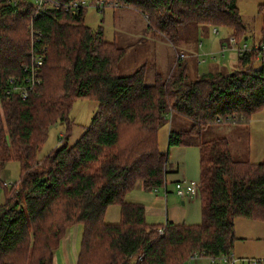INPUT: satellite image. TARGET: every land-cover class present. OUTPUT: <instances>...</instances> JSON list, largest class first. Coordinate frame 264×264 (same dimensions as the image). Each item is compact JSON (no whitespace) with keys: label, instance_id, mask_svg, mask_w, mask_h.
I'll use <instances>...</instances> for the list:
<instances>
[{"label":"trees","instance_id":"16d2710c","mask_svg":"<svg viewBox=\"0 0 264 264\" xmlns=\"http://www.w3.org/2000/svg\"><path fill=\"white\" fill-rule=\"evenodd\" d=\"M85 1L100 4V11L136 10L170 41L189 23L231 27L238 45L245 32L236 0ZM45 2L0 0V173L11 160L19 169L16 182L0 181V264H53L67 229L78 224L76 264H185L192 250L232 251L234 219L264 217V163L234 159L224 136H201L207 126L244 123L264 109V61L253 67L256 50L236 53L230 72L190 77L177 56L167 76L149 75L146 63L121 75L125 48L106 40L101 25L84 23L88 5L73 10L81 0ZM262 9L264 35V2ZM32 54L42 56V65L23 97L12 86L27 85ZM77 99L97 102L90 123L72 144L67 128L38 158L49 126L67 124ZM173 114L191 124L170 127L168 147L199 150L201 221L195 224L148 223L143 204L125 199L138 181L155 192L167 185L169 151L159 149L158 131ZM110 205L119 206L116 222L104 219Z\"/></svg>","mask_w":264,"mask_h":264},{"label":"rangeland","instance_id":"374dc122","mask_svg":"<svg viewBox=\"0 0 264 264\" xmlns=\"http://www.w3.org/2000/svg\"><path fill=\"white\" fill-rule=\"evenodd\" d=\"M264 0H236L237 12L241 24L245 27L243 38L250 49L260 44L263 39V9ZM84 23L92 29L98 25L103 27L104 38L125 48V54L119 65V74L127 75L146 63L150 70L167 76L174 68L180 53L188 64L189 76L194 77L196 69L202 73L209 70L230 72L236 68L237 52L230 48L227 37L233 35V29L225 26L197 25L189 23L178 28V38L170 41L160 33L147 26L145 17L138 11L124 7L97 9L96 4L89 3L84 15ZM217 30V33L213 29ZM238 44V43H236ZM223 45V46H221ZM178 56V57H177ZM211 56H214L211 57ZM202 59L204 61H202ZM261 60L257 58L253 67L258 68ZM97 110V102L90 99L75 100L68 113V121L57 122L48 128V136L40 146L37 156L42 158L48 154L65 136L67 128L68 144H72L90 123ZM190 121L178 115H169L167 122L159 128L158 145L161 151H169L166 163L167 197L163 199V187L141 192L139 181L129 191L125 199L136 198L140 193H152L162 196L160 207L162 211L173 212L180 218L182 209L187 212L186 223L195 224L201 221V201L199 196L191 197L189 202L181 204V198L175 194L174 181L177 179L199 181V150L196 146L168 147V132L170 127L187 129ZM224 136L229 142L230 152L236 160H249L254 163H264V109L253 114L244 123L212 124L207 126L202 139ZM18 163L14 160L4 164L0 173V181L8 185L18 179ZM4 201V189L0 185V203ZM119 206L110 205L105 215L106 222H116L119 216ZM179 220V219H177ZM80 241L82 225H75ZM235 241L232 252L238 258L264 259V217L252 220L242 217L234 219ZM192 264H207V260L199 259Z\"/></svg>","mask_w":264,"mask_h":264},{"label":"built area","instance_id":"2783aa9c","mask_svg":"<svg viewBox=\"0 0 264 264\" xmlns=\"http://www.w3.org/2000/svg\"><path fill=\"white\" fill-rule=\"evenodd\" d=\"M36 2L38 5L46 3L45 0H36ZM81 5H88V3L85 0H81V2L79 3L78 2L72 3L70 7L71 9L76 10V8H78ZM97 5H100V4L97 3L96 6ZM55 7H58V5L55 4ZM213 31L217 33V30L215 28L213 29ZM228 42L230 44V48L233 49L237 53L250 50V48L245 42L242 43L241 45L236 44L233 36L228 37ZM253 49L256 50L257 57L264 61V35H263L262 42L260 44H256L253 47ZM183 56H184L183 53L179 54V57H183ZM211 57L214 58V56H211ZM202 61L204 60L202 59ZM32 64L33 65L31 67V76L26 79L27 85H21V86L13 85L12 86V90L21 91V94L23 97L26 96V93H27L26 90L32 87L34 83V72H36L37 69L42 65V56L37 55V54H32ZM2 183L3 185H8L6 181H3ZM174 189H175V194L179 196L181 199L192 197V196L198 195L199 182L194 181V180H186V179L176 180L174 182ZM163 192L164 194L167 193L166 185L163 187ZM157 231L159 234L163 233L162 228H158ZM199 259L207 260V264H264V259L238 258V257H235L232 251H228L227 253H223L219 256H206L199 250H192L188 254L185 260V264H192Z\"/></svg>","mask_w":264,"mask_h":264},{"label":"crops","instance_id":"0c3cea01","mask_svg":"<svg viewBox=\"0 0 264 264\" xmlns=\"http://www.w3.org/2000/svg\"><path fill=\"white\" fill-rule=\"evenodd\" d=\"M196 73H200V72L196 69ZM177 180H181V179H177ZM139 189L141 192L146 191L143 188L142 183L140 181H139ZM166 190L168 193L169 191L167 189V185H166ZM157 192L158 191H156V193ZM156 193L155 194L140 193L138 197L136 198L130 197V199L127 201L139 202L143 204L145 208V218L148 223H152V224L163 223L165 221H168L169 218H171V221H175V222L183 221L186 223L187 212L184 211L183 213V209H182V216H180V218H178V216L175 215L173 212L169 214L168 211H164L163 213L162 208L160 207L162 196ZM167 193L164 194L163 192L164 200L167 197ZM190 200H191V197L181 199V204L184 205L186 201L189 202ZM118 219H119V216H118ZM77 234H78V230L75 225L67 229L64 237L61 240L60 247L54 253L53 264H76V259H77L78 249H79V242H80L77 238Z\"/></svg>","mask_w":264,"mask_h":264}]
</instances>
